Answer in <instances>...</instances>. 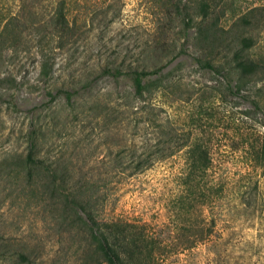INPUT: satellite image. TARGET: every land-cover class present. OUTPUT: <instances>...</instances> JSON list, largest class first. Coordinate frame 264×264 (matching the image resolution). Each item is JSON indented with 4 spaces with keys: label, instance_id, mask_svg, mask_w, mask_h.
<instances>
[{
    "label": "rangeland",
    "instance_id": "rangeland-1",
    "mask_svg": "<svg viewBox=\"0 0 264 264\" xmlns=\"http://www.w3.org/2000/svg\"><path fill=\"white\" fill-rule=\"evenodd\" d=\"M1 2L15 6L14 0ZM26 6L40 16L52 8L50 0H27ZM252 6H264V0H215L207 22L228 29ZM69 7L74 35L57 54L54 86L92 83L74 107L63 96L49 101L24 44L0 53V264H19L20 253L40 264H83L90 248L86 235L59 219L60 207L39 180H27V134L35 119L45 133L38 149L73 168L76 184L91 187L99 219L116 221L156 244L161 254L149 264H264V171L256 165L264 127L260 115H244L247 103L221 94L220 75L196 61L213 60L216 47L199 43L196 29L169 15L160 0H72ZM39 28L25 31L24 39L33 45L49 32ZM50 39L44 45L56 47L57 40ZM159 65L166 66L168 112L177 135L197 130L209 145L211 167L200 181L206 194L204 183L210 187L209 203L182 186L183 153L132 176L116 162L124 140L137 143L140 132L133 121L118 125L129 80L115 81L104 68L125 76L132 68ZM10 76L20 86L5 82ZM192 225L202 235L190 233ZM191 239L204 243L187 248Z\"/></svg>",
    "mask_w": 264,
    "mask_h": 264
},
{
    "label": "trees",
    "instance_id": "trees-1",
    "mask_svg": "<svg viewBox=\"0 0 264 264\" xmlns=\"http://www.w3.org/2000/svg\"><path fill=\"white\" fill-rule=\"evenodd\" d=\"M14 1L13 9L5 8L4 4L0 3V53L6 47L14 49L24 44V52L30 57L26 58L36 64L37 82L43 84L49 101L55 102L63 96L67 105L74 107L81 98L80 92L90 91L92 83L80 86L79 89L54 86L55 74L59 67L57 54L74 35L75 22L71 21L69 16L72 0H50L52 8L42 16L38 11L27 8V0ZM160 2L169 15L181 18L186 28L196 29L195 36L199 43H206L209 49L216 47L213 60L201 61L197 58L196 61L220 75L224 81L221 94L225 97L230 94L247 103L250 110L244 112V115H260L264 127V6L248 8L235 18L231 27L225 29L217 27L213 21L211 24L207 22L215 0H200L197 5L183 6L182 0ZM221 12L223 15L224 12ZM39 27L49 32L34 40L32 45L31 40H25L23 34L29 30L37 31ZM50 35L51 41L57 40L56 47L47 48L48 45H44L46 36ZM8 43L10 46H7ZM19 51L18 48L13 50L15 54ZM165 69L166 66L162 65L141 66L132 68L123 76L117 68H104L107 75L115 81L129 80L130 90L120 98L119 107L122 110H117L118 117H121L118 125L125 121L129 126L133 121L134 129L140 132V137L135 139L137 143L132 139L124 140L121 152L123 157L116 162L122 172H128V175L132 176L183 153L186 171L182 176V186L189 196L202 195L203 202L209 203L210 187L204 183L206 194L200 186V181L211 167L209 145L201 139L202 136L197 130H185L181 138L177 135L168 112L170 105L166 90L169 79ZM5 82L16 85L15 87L20 86L11 76L6 78ZM48 108L47 105L35 106L31 113H40ZM51 117L49 116L50 119ZM116 118L117 116L113 121ZM36 124H39L37 119L33 121L27 134L25 175L30 182L39 180L50 198L60 207L59 219L71 228L77 227L90 241L83 264H149V261L154 259V254H161L156 244L146 240L143 235L132 232L116 221L102 222L99 219L91 187L76 184L73 168L63 165L60 160L50 158L38 149L45 133L42 127ZM256 153V165L264 171V143ZM188 229L190 233H203V230L194 231L193 225ZM187 243V248H192L204 242L191 239ZM17 258L19 264H40L23 253L17 254Z\"/></svg>",
    "mask_w": 264,
    "mask_h": 264
}]
</instances>
